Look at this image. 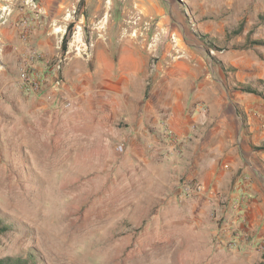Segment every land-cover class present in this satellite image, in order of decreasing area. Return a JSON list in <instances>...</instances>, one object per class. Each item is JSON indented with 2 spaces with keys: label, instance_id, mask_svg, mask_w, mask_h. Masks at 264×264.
<instances>
[{
  "label": "rangeland",
  "instance_id": "374dc122",
  "mask_svg": "<svg viewBox=\"0 0 264 264\" xmlns=\"http://www.w3.org/2000/svg\"><path fill=\"white\" fill-rule=\"evenodd\" d=\"M7 2L0 261L264 264V0ZM34 47L53 101L21 90Z\"/></svg>",
  "mask_w": 264,
  "mask_h": 264
},
{
  "label": "crops",
  "instance_id": "0c3cea01",
  "mask_svg": "<svg viewBox=\"0 0 264 264\" xmlns=\"http://www.w3.org/2000/svg\"><path fill=\"white\" fill-rule=\"evenodd\" d=\"M7 1L0 0V95L9 94L16 89L12 86L15 81L12 77L15 74L18 64H16L17 49L20 47L19 32L16 26V12L12 15L6 13ZM11 14V13H10ZM71 64H68L70 67ZM13 74V75H11ZM17 91V90H16ZM18 99L25 103L27 98L22 97L17 91ZM1 100V99H0ZM31 102L34 100L30 99ZM130 119V118H128ZM144 139H147L143 137Z\"/></svg>",
  "mask_w": 264,
  "mask_h": 264
},
{
  "label": "built area",
  "instance_id": "2783aa9c",
  "mask_svg": "<svg viewBox=\"0 0 264 264\" xmlns=\"http://www.w3.org/2000/svg\"><path fill=\"white\" fill-rule=\"evenodd\" d=\"M29 35L23 34L22 40L28 42ZM30 56L25 60L20 72L21 90L28 95L43 94L47 100L53 101L57 92L61 91L63 82L57 80L58 66L51 67L48 60L41 58L38 48H31ZM38 61L41 64H35Z\"/></svg>",
  "mask_w": 264,
  "mask_h": 264
},
{
  "label": "trees",
  "instance_id": "16d2710c",
  "mask_svg": "<svg viewBox=\"0 0 264 264\" xmlns=\"http://www.w3.org/2000/svg\"><path fill=\"white\" fill-rule=\"evenodd\" d=\"M68 37L65 36L62 42V49L65 52L67 50ZM264 149V147L262 148ZM8 230L6 225H3L0 221V233H3ZM0 264H28V260L22 258L11 259L7 258L0 261Z\"/></svg>",
  "mask_w": 264,
  "mask_h": 264
}]
</instances>
